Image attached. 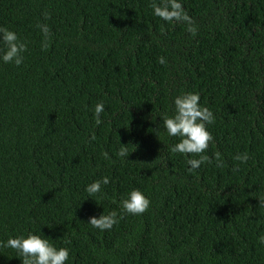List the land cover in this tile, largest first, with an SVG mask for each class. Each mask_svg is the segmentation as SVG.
<instances>
[{"label":"trees","instance_id":"16d2710c","mask_svg":"<svg viewBox=\"0 0 264 264\" xmlns=\"http://www.w3.org/2000/svg\"><path fill=\"white\" fill-rule=\"evenodd\" d=\"M180 2L195 37L152 0H0V26L27 44L20 66L0 60V243L41 235L66 264H264V0ZM187 92L215 116L213 162L192 171L163 127ZM133 189L141 215L121 208ZM112 211L110 230L88 223ZM0 264L22 259L0 246Z\"/></svg>","mask_w":264,"mask_h":264},{"label":"clouds","instance_id":"9594fccd","mask_svg":"<svg viewBox=\"0 0 264 264\" xmlns=\"http://www.w3.org/2000/svg\"><path fill=\"white\" fill-rule=\"evenodd\" d=\"M151 7L155 16L167 22H184L187 24V31L193 37L197 34L191 17L185 12L180 0H152ZM50 14L44 13L45 19ZM37 28L42 34L41 47L47 51L50 46L52 33L49 26L45 24H37ZM0 60L6 64H15L20 66L24 62V53L27 51L26 42L20 40L18 35L8 29L0 26ZM159 62L164 64L165 58L160 57ZM174 114L172 116L163 117V127L167 134L172 137H178L179 140L171 147L172 153H180L189 155L193 158L188 159L190 166L189 171L199 168L202 164L213 162L205 153L209 148V144L213 141V135L208 130L207 125L215 122L214 113L207 107L200 104V96L195 92H187L174 98ZM104 111L102 102L97 103L94 108V116L96 125L102 123L101 113ZM95 140V135L91 137ZM117 155L121 158H127L130 154L127 145L122 144ZM104 157L109 158L108 153H103ZM217 167H223L224 162L221 154H214ZM233 159L246 163L249 159L247 152L237 153ZM110 182L109 177L105 176L100 180L90 183L85 191L89 197L100 193L103 185ZM259 205L264 207V198H258ZM150 207V200L138 189H133L126 199L121 201V208L124 212L132 215H141ZM119 218H122L119 217ZM88 223L94 228L101 231L110 230L118 223V214L112 211L109 214H101L99 217L92 216ZM259 242L264 244V235L259 237ZM0 246L8 247L16 250L22 259V264H66L69 259L68 248H57L41 235L29 233L25 236L9 237L6 243H0Z\"/></svg>","mask_w":264,"mask_h":264}]
</instances>
